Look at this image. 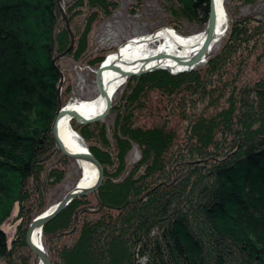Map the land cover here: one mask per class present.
Masks as SVG:
<instances>
[{
    "label": "trees",
    "instance_id": "obj_1",
    "mask_svg": "<svg viewBox=\"0 0 264 264\" xmlns=\"http://www.w3.org/2000/svg\"><path fill=\"white\" fill-rule=\"evenodd\" d=\"M166 1L177 5L175 14L204 25L208 0ZM63 7L74 37L66 57L76 61L87 50L93 25L112 15L117 0H69ZM85 9L82 29L74 34L72 21ZM68 43L56 0H0V264H30L17 253L30 221L45 210L42 197L31 203L64 176L63 169L47 170L46 159L53 153L59 68L51 60ZM261 44L264 22L235 21L203 69L128 78L124 105L111 107L117 111L111 140L104 124H77L103 168L94 194L98 215L82 221L71 245L57 243L75 232L86 198L72 200L42 227L51 264H139L136 257L146 264H264V76L241 77ZM262 57L264 50L256 62ZM156 90L168 97L183 93L182 100L185 94L199 97L194 111L182 109L188 121L182 144L166 120L150 128L134 125L133 111ZM197 103L204 110L197 112ZM132 143L141 157L122 177ZM15 205L21 234L8 243L2 225Z\"/></svg>",
    "mask_w": 264,
    "mask_h": 264
},
{
    "label": "rangeland",
    "instance_id": "obj_2",
    "mask_svg": "<svg viewBox=\"0 0 264 264\" xmlns=\"http://www.w3.org/2000/svg\"><path fill=\"white\" fill-rule=\"evenodd\" d=\"M68 1L69 0L60 1V5L62 6L63 10V3H67ZM225 9L228 17V26L226 32L219 43L215 42L216 45H212L213 48L212 46L209 48V55L206 61L197 64L195 71L203 69L207 60L215 56L216 53L220 50L226 40L227 35L229 34L230 27L232 26L233 22L246 17L264 22V0H251L248 3H242L240 0H226ZM174 10H177V5L172 1L117 0V7L112 15L99 22L97 21L93 25L92 31L88 36L87 50L85 54L79 60L74 61L71 57H66V55L68 54L67 53L63 58L56 61V64L59 65L58 69L63 73V85L61 88V92L63 89L67 88L65 96L62 99L65 104L67 102L69 103L70 101L77 102L88 100L97 95L98 92L95 84V73L97 69L102 63H104L108 54L115 52L117 48L123 45L128 39L144 36L147 34H153L154 32L165 28L171 29L173 32H176V34L184 37L203 32L207 18L204 25L199 26L194 19H185L183 17H180L178 14H175L173 12ZM86 14L87 10L85 9L82 15L75 17L72 21L71 27L74 28V34L82 29ZM263 50L264 45L261 44L253 51L247 66L244 68L241 74L243 81H252L260 76H264V58L262 57L260 62H256L255 60L258 54H260L261 51L263 52ZM57 55H55L54 57H56ZM95 57L104 58L100 64H90L89 62L91 61V59ZM231 67L232 70L235 71V63H233ZM125 91V85H123L113 95L111 107L115 105L122 107L124 105ZM182 94L183 93L168 97L157 90L149 92L143 98L141 102L142 105L136 107V109L133 111L134 125L141 128H150L160 125L164 120H166L168 122L169 128L174 130L176 133V141L185 140L188 121L182 117V109L187 110V112L194 111V100H197L199 97H197V95L192 96L190 94H185L184 100H182ZM65 104H62V106L65 107ZM196 107L197 112H201L202 110H204L202 109L203 104L197 103ZM116 114L117 111H112L111 109L109 115L103 121L98 122L99 124L101 123L105 125L107 137L110 140L111 129L115 122ZM71 129L85 144L86 150H88L87 142L82 138V136H80L77 131V124L75 126L71 125ZM182 141L179 144H182ZM175 148H177V146H174L172 150H177ZM51 151L53 153L49 158L46 159L47 170L53 167L63 169L64 176L57 185L50 187L46 186L45 189L41 192L42 195H36L38 196V199H36L35 201L32 200L34 202L31 203V206L33 204L35 205L36 203H40L38 201L42 197V200L44 201L41 202V204L43 205L45 210H47V208H49L50 206L55 205L68 191L73 189L77 185L76 182L79 178V171L74 165L73 160L66 157L64 158L56 150L54 144ZM173 154L176 155V152H173ZM140 157L141 152L139 147L136 144L132 143L131 148L125 156L126 169L122 177L126 176V174L131 170L132 165L137 162ZM95 192L83 196L88 202V207L85 211L78 212L77 221L74 227L75 232H66L61 241L57 243L58 247H61L62 244L71 245L78 235V231L80 229L82 221L92 220L98 215L96 211L97 209L95 207ZM17 212L18 206L15 205L9 219L2 225V229L6 232L8 243H10V241L15 237L16 234H21L20 228L18 226L20 221H15ZM43 242H45V244H42V242L40 241L49 257V254L47 252L48 244L45 238H43ZM28 250L29 248L25 244L24 248H19V252L17 254L25 256V258L27 257L28 263L32 264L34 258L30 254L31 251ZM35 259L38 261L36 257ZM136 259L139 264H146V258L136 257Z\"/></svg>",
    "mask_w": 264,
    "mask_h": 264
},
{
    "label": "bare ground",
    "instance_id": "obj_3",
    "mask_svg": "<svg viewBox=\"0 0 264 264\" xmlns=\"http://www.w3.org/2000/svg\"><path fill=\"white\" fill-rule=\"evenodd\" d=\"M225 1L213 0L215 10V39L212 42L213 46L220 42L228 26ZM204 39L205 35L202 33L184 37L167 28L156 31L153 34L128 39L115 52L108 54L103 63L100 84L104 97H110L112 102L113 95L125 85L121 73H136L145 66V62H149L146 66L147 69L161 66L171 70H180L186 67V64H189L187 62L188 59L200 50ZM161 55L165 57H159ZM177 58L182 60V62L176 63L175 59ZM65 105L63 110L67 114L61 117L56 124L58 139L67 152L74 155H83L87 152L85 144L71 129L72 120L68 116V112H75L80 118L88 120L101 114L105 107V101L97 93L91 99L77 102L70 101ZM73 162L79 171L76 190L80 191L93 186L97 178V172L93 166L84 160H73ZM53 206L47 208L45 213L48 214ZM31 241L35 246H40V241L43 244L42 233L39 229L32 233ZM41 246L43 248V245ZM37 264L41 263L37 261Z\"/></svg>",
    "mask_w": 264,
    "mask_h": 264
},
{
    "label": "water",
    "instance_id": "obj_4",
    "mask_svg": "<svg viewBox=\"0 0 264 264\" xmlns=\"http://www.w3.org/2000/svg\"><path fill=\"white\" fill-rule=\"evenodd\" d=\"M208 15H207V20H206V24H205V28L203 29L202 34L205 35V39H204V43L201 46L200 50L194 55L191 56L188 59V63L186 64L187 66L180 69V70H171L170 68H163L161 66L158 67H154L151 69H147L146 66L149 62H145V66L142 67L141 69H139L136 73H121V77L123 76V81L126 82V80L128 78L131 77H138L141 76L143 74H147L150 72H154V71H166L168 72L170 75H178L181 73H185V72H192L196 70V66L197 64L206 61L207 57H208V51L209 48L212 46V42L214 41L215 37H214V28H215V10L213 7V0H208ZM56 6L60 12L61 18L64 22V26L65 29L69 35V44L67 46V48L59 55H57L56 57L52 58L51 63L53 66H55L56 61L58 59L63 58L73 47V43H74V37L73 34L70 30L69 27V23L66 17V14L62 8V6L60 5V1L56 0ZM159 57H165L163 55L159 56ZM176 63H180L182 62V60H179L178 58L175 59ZM186 63V62H185ZM57 74H58V83L56 85V113H55V117L53 119V122L51 124L50 127V135L51 138L53 140V143L55 145L56 150L64 157L69 158L71 160H84L86 162H88L89 164H91L93 166V168L96 170L97 172V178L95 183L93 184V186H91L88 189H84V190H76V186L71 189L70 191H68L59 202H57L52 210L46 214L45 212H47L46 210L44 212H42L41 214H39L38 216H36L29 224L26 234H25V244L27 245V247L29 248V250L32 252V254L38 259V261L41 264H51V261L46 253V251L44 250V248H42V246H35L32 241H31V236L32 233L36 230L39 229V231L41 232L42 227L48 223L49 221H51L52 219H54L62 210H64L68 204L79 197H83L85 195L94 193L95 191L98 190V188L101 186L102 182H103V168L102 166L99 164V162L89 153V151L87 150V152L83 155H74L71 154L70 152H67L61 142L58 139L57 133H56V124L57 121L63 117L65 114H67L66 112H64V107L62 106L61 103V98H60V93H61V88L63 85V73L56 68ZM103 71V63L99 66V68L97 69L96 73H95V84H96V88H97V92H98V96L103 98L105 101V107L103 109V111L101 112V114H99V116H96L94 118L88 119V120H84L83 118H80L75 112H68V116L70 117V119L72 121H75L76 124L78 125H88L91 123H97V122H101L103 121L110 113L111 110V99L110 97H104V92L103 89L101 87L100 84V77Z\"/></svg>",
    "mask_w": 264,
    "mask_h": 264
}]
</instances>
